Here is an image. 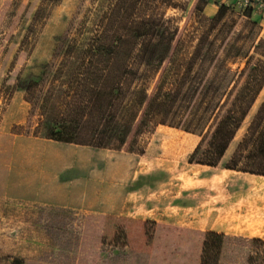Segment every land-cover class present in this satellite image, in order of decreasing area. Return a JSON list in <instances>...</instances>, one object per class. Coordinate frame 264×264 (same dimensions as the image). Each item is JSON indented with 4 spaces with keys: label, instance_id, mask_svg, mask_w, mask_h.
I'll list each match as a JSON object with an SVG mask.
<instances>
[{
    "label": "rangeland",
    "instance_id": "obj_1",
    "mask_svg": "<svg viewBox=\"0 0 264 264\" xmlns=\"http://www.w3.org/2000/svg\"><path fill=\"white\" fill-rule=\"evenodd\" d=\"M80 1L0 0V264H93L95 253L105 255L111 246L122 248L116 240L98 243L105 227L127 221L183 229L178 224L184 178L188 188L197 184L190 178L199 175L193 166L201 165L196 162L209 151L205 144L193 156L202 141L203 126L195 133L185 130L189 107L194 103L203 112L206 103L222 100L249 57H254L253 65L264 60V0H157L129 67L134 68L151 29L162 19H174L181 32V48L166 64L156 107L143 135L125 146L112 142L107 148L98 147L108 115L117 109L113 102L91 144L41 139L35 135L39 117L31 116L26 88L53 61L58 40L68 30ZM129 3L115 2L88 70L64 111L60 131H74L89 113L103 77L105 49ZM222 6L227 10L209 33L204 56L193 72L198 83H213V90L192 98V86L185 87L175 113L164 117L200 39ZM263 101L264 90L224 159L206 170L215 173L236 165L233 156ZM237 164L239 169L251 167L247 159ZM151 200L155 201L150 204ZM86 227L96 231L93 242L86 239ZM198 240L203 249L204 240ZM260 250L264 253L257 244L226 241L219 264H264L263 254L259 261L249 260Z\"/></svg>",
    "mask_w": 264,
    "mask_h": 264
},
{
    "label": "trees",
    "instance_id": "obj_2",
    "mask_svg": "<svg viewBox=\"0 0 264 264\" xmlns=\"http://www.w3.org/2000/svg\"><path fill=\"white\" fill-rule=\"evenodd\" d=\"M116 1L81 0L68 30L58 40L53 61L47 63L38 80L26 88L32 106L31 116L39 117L36 137L46 140L58 138L87 146L91 144L113 102L117 109L108 115L98 147L107 148L112 142H116L119 147L125 146L131 138L136 141L143 135L156 107L160 91L158 85L164 79L166 64L181 48V32L173 24L174 19H162L154 24L134 68L130 69V61L146 33L150 13L157 0H130L112 41L105 49L103 77L89 113L74 131H60L64 111L80 85L84 72L88 70L100 32ZM226 10V6L220 8L209 32L200 39L164 117L175 113L185 87L192 86L191 92L195 95L192 98L198 94L207 96L213 90V83H198L193 72L197 62L204 56L209 33L213 32L215 24L223 18ZM254 60V57H249L246 67L238 73L237 80L228 88L222 100H211L209 103L204 101L206 107L203 112L194 103L189 107L191 112L185 119V130L195 133L203 126L200 132L202 141L193 156L198 155L205 144L209 149L197 164L217 167L221 163L258 101L264 90V60L259 59L253 65ZM153 83L155 86L152 89ZM254 117L233 156L232 163L236 165L228 169L264 176V101ZM248 151V155L244 156ZM239 159H247L251 167L239 169ZM190 163L194 162L191 160ZM85 230L86 239L89 237L93 242L96 231L91 227ZM103 231L98 237V243L116 240L123 249L119 247L117 250L109 244L107 246L111 248L107 249L105 255L95 253L93 264H219L226 241H242L264 248V242L259 239L232 238L136 221L107 226ZM78 238L75 237V240ZM198 239L204 240L203 249H200L202 243ZM260 252L249 255V260L259 261L258 257L262 254L264 256Z\"/></svg>",
    "mask_w": 264,
    "mask_h": 264
},
{
    "label": "crops",
    "instance_id": "obj_3",
    "mask_svg": "<svg viewBox=\"0 0 264 264\" xmlns=\"http://www.w3.org/2000/svg\"><path fill=\"white\" fill-rule=\"evenodd\" d=\"M210 12L213 13L214 10L210 8ZM193 167L201 168L200 171L198 169L199 175H197L196 178L191 177L190 175V178L193 180V183L196 182L197 185L195 184L191 186L192 189L187 188L185 186L187 179L184 178L185 184L184 189L182 191L183 199L182 207L180 208L181 211L179 213L180 222L178 226L183 229H189L200 232H210L219 235L239 238L242 237L243 239L248 240L259 239V241L264 242V238H262V236L264 235V183L259 182V184L253 182L252 180V182L250 181L253 176L260 175L244 173V171L240 172L227 168L224 169L225 171L222 170V172H216L220 174H214V172H210L205 169L213 167L205 165H194ZM237 173L240 175L242 174L241 176L243 177V179L240 175L238 176ZM231 174H233L234 176ZM223 215L225 216L223 217ZM228 222L231 223L232 226ZM234 224L236 226L238 225V227L233 226ZM258 227L261 229H259ZM255 230L256 232H254ZM247 232L250 234H247Z\"/></svg>",
    "mask_w": 264,
    "mask_h": 264
},
{
    "label": "bare ground",
    "instance_id": "obj_4",
    "mask_svg": "<svg viewBox=\"0 0 264 264\" xmlns=\"http://www.w3.org/2000/svg\"><path fill=\"white\" fill-rule=\"evenodd\" d=\"M172 135H174V134L172 133ZM163 150H164V149H163ZM165 151H166V150H165ZM166 152H167V151H166ZM167 154H168V152H167ZM168 155H169V154H168ZM161 158H162V157H161ZM171 168H172V167H171ZM195 169H197V171H198V169H199V171H200L201 168H195ZM224 171H225V170H224ZM213 172H214V171H213ZM218 172H219V171H218ZM220 172H222V171H220ZM150 173H151V172H150ZM192 173H193V171H192ZM215 173H216V172H215ZM215 173H214V174H215ZM198 174H199V173H198ZM216 174H220V173H216ZM221 174H222V173H221ZM237 174H238V173H237ZM231 175H233V174H231ZM239 175H240V174H238V176H239ZM241 175H242V174H241ZM241 175H240V176H241ZM246 175H247V174H246ZM195 176H196V175H195ZM207 176H208V175H207ZM209 176H210V175H209ZM233 176H234V175H233ZM191 177H192V176H191ZM241 177H242V176H241ZM207 178H208V177H207ZM242 179H243V177H242ZM202 180H203V179H202ZM229 180H230V179H229ZM251 180H252L253 182H255V183H259V182H260V183H264V176H261V175H260V176H253V177L250 179V181H251ZM190 181H191V180H190ZM190 181H188V183H189ZM244 181H245V180H244ZM252 181H251V182H252ZM251 182H250V183H251ZM194 183H195V182H194ZM194 183H193V184H194ZM260 183H259V184H260ZM191 184H192V183H191ZM196 185H197V184H196ZM222 185H223V184H222ZM222 185H220V186H222ZM251 185H252V184H251ZM251 185H250V186H251ZM157 186H158V185H157ZM205 186H206V185H205ZM254 186H255V185H254ZM259 186H260V185H259ZM263 186H264V185H263ZM161 187H162V186H161ZM187 188H188V187H187ZM189 188L192 189V187H189ZM196 188H197V187H196ZM253 188H254V187H253ZM255 188H257V187H255ZM150 194H151V193H150ZM191 194H192V193H191ZM161 196H162V195H161ZM163 196H164V195H163ZM177 196H178V195H177ZM194 196H195V195H194ZM180 197H182V196H180ZM220 197H221V196H220ZM233 197H234V196H233ZM167 198H168V197H167ZM174 198H175V197H174ZM174 198H173V199H174ZM177 198H178V197H177ZM182 199H183V198H182ZM155 200L158 202V200H157L156 198H155ZM155 200H151V201H150V204H151L152 201H155ZM168 200H169V199H168ZM203 200H204V199H203ZM139 201H140V199H139ZM142 201H143V199H142ZM145 201H147V199H146ZM165 201H166V200H165ZM137 202H138V201H137ZM157 202H156V203H157ZM170 202H171V200H170ZM198 202H199V201H198ZM223 202H224V201H223ZM138 203H139V202H138ZM141 203H142V202H141ZM263 203H264V202H263ZM132 204H133V203H132ZM150 204H148V205H150ZM159 204H160V203H159ZM159 204H158V205H159ZM162 204H163V203H162ZM164 204H165V203H164ZM168 204H169V203H168ZM173 204H175V203H173ZM262 206H263V205H262ZM134 207H135V206H134ZM255 207H256V206H255ZM257 207H258V206H257ZM253 208H254V207H253ZM258 208H259V207H258ZM183 209H184V208H183ZM244 209H245V207H244ZM185 211H186V210H185ZM231 211H232V210H231ZM143 212H144V211H143ZM207 212H208V211H207ZM235 212H236V211H235ZM237 212H238V211H237ZM241 212H242V211H241ZM230 213H231V212H230ZM232 213H233V212H232ZM175 214H177V213H175ZM216 214H218V213H216ZM219 214H220V213H219ZM222 214H223V213H222ZM239 214H241V213H239ZM211 215H212V214H211ZM248 215H249V214H248ZM250 215H251V214H250ZM257 215H258V214H257ZM206 216H207V214H206ZM216 216H217V215H216ZM224 216H225V215H223V217H224ZM241 216H242V215H241ZM243 216H244V215H243ZM210 217H211V216H210ZM234 217H235V216H234ZM246 218H247V217H246ZM263 218H264V216H263ZM192 219H193V218H192ZM226 219H227V218H226ZM229 219H230V217H229ZM243 219H244V218H243ZM243 219H242V220H243ZM259 220H260V219H259ZM259 220H258V221H259ZM212 221H213V220H212ZM217 221H218V220H217ZM227 221H228V220H227ZM227 221H225V222H227ZM219 222H220V221H219ZM233 222H234V221H233ZM238 222H239V221H238ZM238 222H237V224H238ZM209 223H210V222H209ZM217 223H218V222H217ZM228 223H229V222H228ZM228 223H227V224H228ZM245 223H246V222H245ZM218 224H219V223H218ZM221 224H222V223H221ZM229 224H231V223H229ZM229 224H228V225H229ZM246 224H247V223H246ZM216 225H217V224H216ZM213 226H214V224H213ZM231 226H232V224H231ZM233 226H236V225L234 224ZM239 226H240V225H239ZM241 226H242V225H241ZM259 226H260V225H259ZM261 226H262V225H261ZM236 227H238V225H237ZM212 228H213V227H212ZM241 228H242V227H241ZM245 228H246V227H245ZM258 228H259V227H258ZM258 228H257V230H258ZM243 229H244V228H243ZM259 229H261V228H259ZM225 230H226V229H225ZM227 230H228V229H227ZM239 230H240V229H239ZM246 230H247V229H246ZM220 231H222V230H220ZM261 231H262V230H261ZM216 232H217V231H216ZM241 232H242V231H241ZM245 232H246V231H245ZM245 232H244V233H245ZM248 232H249V231H248ZM248 232H247V234H250V233H248ZM254 232H256V230H255ZM263 232H264V231H263ZM232 233H233V232H232ZM261 233H262V232H261ZM240 234H241V233H240ZM241 235H242V234H241ZM243 235H244V234H243ZM261 235H263V234H261ZM259 236H260V235H259ZM259 236H258V237H259ZM263 236H264V235H263ZM263 236H262V238H264ZM250 238H251V237H250ZM252 238H253V237H252ZM262 238H261V239H262Z\"/></svg>",
    "mask_w": 264,
    "mask_h": 264
}]
</instances>
